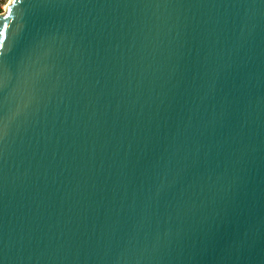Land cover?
<instances>
[{
    "label": "water",
    "instance_id": "water-1",
    "mask_svg": "<svg viewBox=\"0 0 264 264\" xmlns=\"http://www.w3.org/2000/svg\"><path fill=\"white\" fill-rule=\"evenodd\" d=\"M0 264H264V0L3 9Z\"/></svg>",
    "mask_w": 264,
    "mask_h": 264
},
{
    "label": "snow or ice",
    "instance_id": "snow-or-ice-1",
    "mask_svg": "<svg viewBox=\"0 0 264 264\" xmlns=\"http://www.w3.org/2000/svg\"><path fill=\"white\" fill-rule=\"evenodd\" d=\"M15 3H16V0H7V3H4V0H0V5H3L5 10L10 9ZM8 27L9 26L7 24L3 25V34H5V38H6V32H7Z\"/></svg>",
    "mask_w": 264,
    "mask_h": 264
},
{
    "label": "built area",
    "instance_id": "built-area-1",
    "mask_svg": "<svg viewBox=\"0 0 264 264\" xmlns=\"http://www.w3.org/2000/svg\"><path fill=\"white\" fill-rule=\"evenodd\" d=\"M6 2H7V0H4V3H6ZM0 6H1L2 8H4L3 5H0Z\"/></svg>",
    "mask_w": 264,
    "mask_h": 264
},
{
    "label": "rangeland",
    "instance_id": "rangeland-1",
    "mask_svg": "<svg viewBox=\"0 0 264 264\" xmlns=\"http://www.w3.org/2000/svg\"><path fill=\"white\" fill-rule=\"evenodd\" d=\"M7 3V2H6ZM4 8H2L1 6H0V12L3 10Z\"/></svg>",
    "mask_w": 264,
    "mask_h": 264
}]
</instances>
